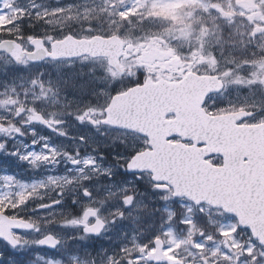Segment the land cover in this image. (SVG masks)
I'll list each match as a JSON object with an SVG mask.
<instances>
[{"label": "snow or ice", "instance_id": "obj_1", "mask_svg": "<svg viewBox=\"0 0 264 264\" xmlns=\"http://www.w3.org/2000/svg\"><path fill=\"white\" fill-rule=\"evenodd\" d=\"M0 264H264V0H0Z\"/></svg>", "mask_w": 264, "mask_h": 264}]
</instances>
